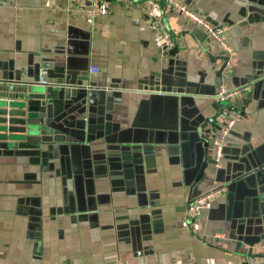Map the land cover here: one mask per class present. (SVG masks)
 Masks as SVG:
<instances>
[{
    "label": "crops",
    "instance_id": "obj_1",
    "mask_svg": "<svg viewBox=\"0 0 264 264\" xmlns=\"http://www.w3.org/2000/svg\"><path fill=\"white\" fill-rule=\"evenodd\" d=\"M181 1L226 28L224 79L167 0H0V98L34 130L14 138L0 105V264H264V0ZM222 81L249 89L219 102Z\"/></svg>",
    "mask_w": 264,
    "mask_h": 264
},
{
    "label": "built area",
    "instance_id": "obj_2",
    "mask_svg": "<svg viewBox=\"0 0 264 264\" xmlns=\"http://www.w3.org/2000/svg\"><path fill=\"white\" fill-rule=\"evenodd\" d=\"M80 5H86L91 3L96 10H103L108 8V4L105 0H74ZM119 3L133 4L134 0H115ZM168 9H175L179 11L185 18L190 20L195 25L201 27L207 34L208 42L215 45L222 51L224 55L223 61L216 65V70L219 72V75L222 79L228 76L229 71L234 64L235 54L229 42V36L225 27L215 25L210 22L205 16L197 13L181 0H167ZM159 22V20L157 21ZM167 41H171L169 36L165 37ZM90 71L95 73L99 71L97 66H91ZM45 80L41 78V82ZM249 89V85H240V86H230L224 81L221 82L217 92L214 95V98L219 102H227L237 96H240ZM235 120L229 118L224 122L219 124L217 133L213 136L212 145H213V162L216 166H220L221 159L224 156V149L228 141V137L231 131V128ZM227 184H215L211 189L203 192L202 194L195 197L189 205V211H191L196 217H199L203 214L204 211L212 208L214 200L227 191ZM264 249V243L262 244Z\"/></svg>",
    "mask_w": 264,
    "mask_h": 264
},
{
    "label": "water",
    "instance_id": "obj_3",
    "mask_svg": "<svg viewBox=\"0 0 264 264\" xmlns=\"http://www.w3.org/2000/svg\"><path fill=\"white\" fill-rule=\"evenodd\" d=\"M219 73V72H218ZM45 80V79H44ZM46 82V80L44 82H40L42 84H44ZM2 91H4V97H9L11 96V98H15V97H18L20 96L21 99H25L27 97V93L29 91V88H21V87H15L13 89H11L10 91L8 89H2ZM13 91H16V96H13ZM35 98V96H34ZM2 99V100H1ZM7 100V101H6ZM6 100L4 101V98H0V105L5 104L4 107L6 109V117L4 118V124L6 125V129H8V131L10 132H15L16 134L13 136L14 138H18V136H23L22 139H27L29 133H33V129L32 127H27V123L29 126H31L33 123L31 122H27V119L26 118H20V117H24L25 114H26V111L24 110V108H19L21 109L22 111L19 112V115H21L19 118H17V116H14V114L16 113H12L9 109H8V106H9V102L11 100H8L6 98ZM18 104V103H16ZM11 112V113H10ZM16 122H21L23 127L21 129H18L16 127H13L12 124L16 123ZM30 136V135H29ZM19 141V139L17 140Z\"/></svg>",
    "mask_w": 264,
    "mask_h": 264
}]
</instances>
